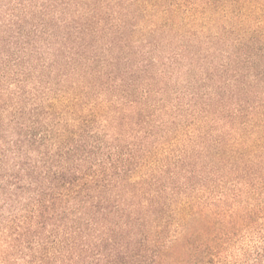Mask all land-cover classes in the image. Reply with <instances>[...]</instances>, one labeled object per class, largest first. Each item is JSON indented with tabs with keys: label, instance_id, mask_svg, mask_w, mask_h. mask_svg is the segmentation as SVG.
Returning <instances> with one entry per match:
<instances>
[{
	"label": "trees",
	"instance_id": "trees-1",
	"mask_svg": "<svg viewBox=\"0 0 264 264\" xmlns=\"http://www.w3.org/2000/svg\"><path fill=\"white\" fill-rule=\"evenodd\" d=\"M83 3L84 46L109 19L154 54L98 60L120 97L0 99V228L41 239L40 264H264V0ZM161 46L186 68L173 100Z\"/></svg>",
	"mask_w": 264,
	"mask_h": 264
},
{
	"label": "rangeland",
	"instance_id": "rangeland-1",
	"mask_svg": "<svg viewBox=\"0 0 264 264\" xmlns=\"http://www.w3.org/2000/svg\"><path fill=\"white\" fill-rule=\"evenodd\" d=\"M83 6V0H0L1 100L3 96L5 99L15 98L20 108L29 112L37 105H42L38 108L47 111V106L59 98L79 97L87 105L105 96L120 97V89L116 93L108 89V74L104 76L102 73L110 69L103 67L101 62L97 63L98 60L109 63L125 51L136 65L144 58L151 59L154 52L148 54L151 46L138 29H133L134 26L127 28L126 34L134 35L137 41L140 37L144 43L136 44L131 37V43H128L130 51L117 43L119 35L113 34V22L109 19H105L101 33L85 41L90 45L84 46L81 41L84 37L78 34L83 29L78 30L77 26L84 28L91 17ZM155 51L163 60L151 74L166 72L167 78L163 83L170 86L162 97L173 100L178 96L168 90L178 86H185V90L188 88V79L182 75L186 74V68L182 63L177 62L174 66L168 58V61L164 59L171 52L169 47H157ZM156 54L154 57H158ZM137 95H141V91L138 90ZM4 229L5 226L0 228V264H40L42 253H45L41 239L21 237L13 228ZM53 252L56 253L55 250ZM93 254L82 253L78 249L71 256L88 264ZM62 260L58 258L56 261L61 263Z\"/></svg>",
	"mask_w": 264,
	"mask_h": 264
}]
</instances>
